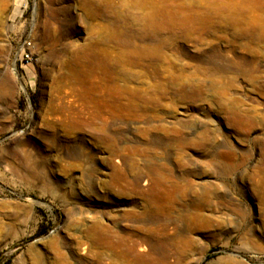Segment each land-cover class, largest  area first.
Wrapping results in <instances>:
<instances>
[{
  "label": "rangeland",
  "instance_id": "rangeland-1",
  "mask_svg": "<svg viewBox=\"0 0 264 264\" xmlns=\"http://www.w3.org/2000/svg\"><path fill=\"white\" fill-rule=\"evenodd\" d=\"M83 3L0 0V264H264V0L114 70Z\"/></svg>",
  "mask_w": 264,
  "mask_h": 264
},
{
  "label": "bare ground",
  "instance_id": "bare-ground-1",
  "mask_svg": "<svg viewBox=\"0 0 264 264\" xmlns=\"http://www.w3.org/2000/svg\"><path fill=\"white\" fill-rule=\"evenodd\" d=\"M99 1L97 0L96 2L98 3H95L94 0H84L83 6L98 19L103 22H109L110 24L106 23L108 31L113 29V26H110L111 23L117 24L107 43L120 46L122 50L121 56L112 51H105L99 44L91 41L86 42L82 46L77 45L74 47L93 57L97 63L114 70L127 57L137 56L141 60L147 58L159 59L162 56L159 49L152 51L149 46H140L135 43L132 44V42L129 45L125 44L126 42L124 43L123 40H125L124 38L127 34L125 32L129 27H136L143 33L154 32L157 35L165 31H178L188 38L196 32L202 33L205 29L212 27L218 19H223V22L228 23L229 19L233 18L241 8H244L243 2L252 0H235L236 2L234 0H131V5L126 0H123L121 7L127 8L128 13H124L120 7H117L113 2L114 0H104V2L100 1L101 3ZM201 5L204 8H201ZM118 24H121L122 27L120 28ZM254 24L256 23L250 21L245 26ZM259 30L261 35L259 37L264 38V23L260 25ZM114 80L112 92H119L122 95L128 94L126 89L122 90L120 88L116 78ZM140 244L142 243L140 242ZM189 251L188 247L179 249L173 263L183 264ZM207 252L208 248L200 251V261L204 260Z\"/></svg>",
  "mask_w": 264,
  "mask_h": 264
},
{
  "label": "built area",
  "instance_id": "built-area-1",
  "mask_svg": "<svg viewBox=\"0 0 264 264\" xmlns=\"http://www.w3.org/2000/svg\"><path fill=\"white\" fill-rule=\"evenodd\" d=\"M31 46V42L24 43L20 53V59L22 62L29 63L31 61Z\"/></svg>",
  "mask_w": 264,
  "mask_h": 264
},
{
  "label": "trees",
  "instance_id": "trees-1",
  "mask_svg": "<svg viewBox=\"0 0 264 264\" xmlns=\"http://www.w3.org/2000/svg\"><path fill=\"white\" fill-rule=\"evenodd\" d=\"M6 264H9V263H6Z\"/></svg>",
  "mask_w": 264,
  "mask_h": 264
}]
</instances>
